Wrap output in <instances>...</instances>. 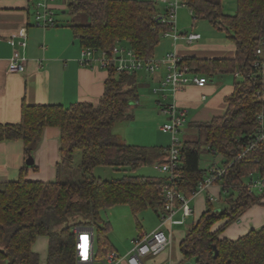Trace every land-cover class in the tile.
<instances>
[{"label":"trees","instance_id":"1","mask_svg":"<svg viewBox=\"0 0 264 264\" xmlns=\"http://www.w3.org/2000/svg\"><path fill=\"white\" fill-rule=\"evenodd\" d=\"M156 1L160 0H69L76 16L70 20L71 28L82 47L111 52L120 44L141 57H153L162 35L172 30V23L164 20L166 3L161 10ZM183 2L195 21L207 19L225 31L235 53L223 58L185 55L182 63L208 80L215 73L239 72L241 78H235L225 113L195 123L197 138L181 139L177 191L191 197L208 175L209 168L200 166L203 149L221 154L227 170L216 182L225 205L216 207L214 199L207 197L204 211L180 241V262L194 258L196 264H264V225L234 239L221 237L226 226L264 195V188L256 191L244 181L255 173L264 178V140L239 157L260 126L258 115L264 113V98L257 93H263L264 73L255 64L264 60V0H236L234 14L223 11L221 0ZM260 46L262 55L257 53ZM107 70L104 92L96 101L80 100L69 106L23 101L17 122L0 123V141L23 140L27 158L46 126L60 129L57 178L32 180L23 171L16 179L0 181V259L7 264H41L40 253L33 248L41 235L48 237L45 264H78L75 225L94 227L95 257L102 260L116 248L108 237L110 221L101 216V209L124 203L135 216L147 207L158 216L164 212L162 188L170 179L167 172L113 178L92 174L98 165L129 171L164 162L170 144H134L115 131L117 122L133 118L131 109L139 102L140 84L136 70L117 71L113 65ZM76 149L81 150L78 166L73 164ZM221 219L225 221L213 228ZM137 222L142 235L143 227Z\"/></svg>","mask_w":264,"mask_h":264},{"label":"crops","instance_id":"2","mask_svg":"<svg viewBox=\"0 0 264 264\" xmlns=\"http://www.w3.org/2000/svg\"><path fill=\"white\" fill-rule=\"evenodd\" d=\"M32 1L0 0V123L17 122L20 119V109L23 101L30 104L60 103L64 106H69L80 100L96 101L103 94L105 81L109 76L107 68L101 67L98 63L92 65L81 63L82 45L75 36L71 24H69L70 22L59 19L56 26H36ZM184 31L187 32V30ZM23 35H27L25 46L19 43V40L24 37ZM171 38L173 47L167 53L175 50L181 56L197 55L209 58L232 57L235 53V45L232 41L211 43L198 41L202 38L199 37L196 42L189 43L184 38H179L176 41L173 37ZM16 48L26 57V60L22 70L13 72L9 70V58ZM162 56L155 53L153 57L160 58ZM146 72H138L139 84L158 86L160 85V79L166 75L167 69L163 67L156 73ZM236 76H238L236 73L235 75L215 73L209 76L207 84L203 87L188 84L176 92L175 97L179 105L187 109L186 128L183 132L187 130L195 135L197 133L196 128L193 126L195 123L206 122L214 116L225 113L227 109L226 98L234 91ZM167 93L168 98L166 101L173 98L171 91H167ZM203 95L206 97L203 98ZM151 97H153L152 100L162 101L159 110L165 115V119L168 118V121L160 126L164 131L166 129L163 128V125L170 120V116L162 110V103L165 100L163 101L160 93H154ZM120 134L122 135V133ZM122 136L124 137V135ZM169 143L170 140L165 144H160V146L166 147ZM32 154L34 158L33 165L35 166L26 163L27 156L23 140L0 141V181L16 179L23 171L26 177L32 180H53L57 178V163L61 158L60 129L56 126H46ZM222 162L223 157L220 162H217L214 158L212 162L203 168H209L213 163L222 165ZM209 195L214 197V201L221 200L220 184L214 183L209 188L199 191L191 197L192 212L189 217H194V223L204 211L206 199ZM180 213L182 215L181 210L177 212L176 216ZM224 221L225 219L217 221L213 228H218ZM262 225H264V195L261 202L250 206L239 220L226 226L221 232V237L234 239L250 229ZM180 232L177 238L179 249L180 241L185 235L183 231ZM43 236L45 235L37 237L33 248L40 253L43 262H45L48 237L46 236L45 240L41 238ZM133 239L134 237L132 241ZM174 241L175 231H173L171 246L167 252L161 254V258L156 259L155 264L168 261L171 264L179 263L174 261L171 252ZM131 247L132 245L125 254L129 252ZM116 251L118 252L117 249ZM152 258L148 257L146 264ZM119 264L127 263L122 261Z\"/></svg>","mask_w":264,"mask_h":264},{"label":"built area","instance_id":"3","mask_svg":"<svg viewBox=\"0 0 264 264\" xmlns=\"http://www.w3.org/2000/svg\"><path fill=\"white\" fill-rule=\"evenodd\" d=\"M166 3L167 15L164 20L172 23V30L164 35L171 36L176 41L179 38H184L191 43L201 37L197 32H178L175 27L177 9L181 5H186L183 0H160ZM34 23L39 27H52L58 24V12L56 9L64 8L56 0H34ZM19 40L23 46L27 44V35ZM257 53L263 54V47L257 49ZM26 57L20 50L16 48L9 58V70L17 72L23 69ZM80 61L84 65H92L98 63L101 67L108 68L113 65L117 71H147L156 73L161 68L167 69L166 75L160 79V85L154 86L153 91L160 93L163 101L168 98L167 91H171L173 98L162 103V110L170 116L168 123L163 125V128L171 132L170 144L167 147V156L164 162H155L154 165L161 171L167 172L170 179L163 185L162 194L164 196L165 205L164 212L161 213V221L159 225L149 232H144L142 235L134 237L132 247L125 255H120L117 251H109L105 258L101 261L103 264H119L126 261L127 264H146L148 257H153L169 248L173 242L172 225L183 223L187 217L191 215L192 207L190 199L193 195L209 188L216 183L227 170V166L218 163H213L209 166L208 175L199 184V187L194 191L191 197H187L176 189L177 176L180 173L179 169V147L181 146V137L179 132L185 125L187 120V109L179 105L175 94L188 84H195L203 87L208 82V77L192 71L191 67L182 63V56L174 51H169L163 58L156 57H141L131 48L117 44L111 52L103 49L96 50L90 47H82ZM256 66L264 73V60H257ZM236 72V75H239ZM264 98L263 93L257 92ZM206 96L203 95V98ZM160 104L162 101H159ZM260 126L251 140L242 150L239 157L245 155L253 149L258 143L264 140V113L258 115ZM248 185L251 189L262 190L264 188V178L251 174ZM211 199L214 197L209 195ZM179 201V202H178ZM182 211V217L176 218L177 212ZM73 231L76 236V259L78 264H95V232L91 225H75ZM160 264H171L163 262Z\"/></svg>","mask_w":264,"mask_h":264},{"label":"rangeland","instance_id":"4","mask_svg":"<svg viewBox=\"0 0 264 264\" xmlns=\"http://www.w3.org/2000/svg\"><path fill=\"white\" fill-rule=\"evenodd\" d=\"M69 0H56L57 3L61 4L64 8L56 9L58 12V19L64 20V22H70L71 19L76 17L67 2ZM34 2V0H33ZM223 11L227 14H234L237 9L236 0H221ZM33 6V5H32ZM156 7L158 9H164L163 1H156ZM63 9L65 10L63 12ZM33 11L34 6H33ZM34 16V13H33ZM83 17V16H82ZM80 18V16H79ZM175 27L178 32H187L195 31L201 33V39L198 41H208L211 43H219L223 42H231L228 38L225 31L216 28L209 20L207 19H199L197 21L194 20L193 14L190 8L186 5H181L177 9V15L175 20ZM197 40H195L196 42ZM173 47V40L170 36L162 35L159 45L156 48V54L163 55L160 58H163L168 50H171ZM143 71L139 70L138 72ZM150 73V72H146ZM233 76V75H232ZM231 77V76H229ZM232 78V77H231ZM237 79L241 78V75L236 76ZM154 86L149 85H139V93L140 98L138 104L134 105L131 111L133 112V118L131 120L120 121L115 125V130L119 133H122L128 142L134 144H143L148 146H155L160 144H165L170 140L171 132H167L166 130H162L160 126L168 121V118L165 119V115L160 112V103L154 99L152 100L151 95H154L153 91ZM144 94V95H143ZM143 95V96H142ZM186 124L181 128L179 132L181 139L186 138H197L198 135L191 134L187 130L185 132ZM121 132H120V131ZM33 155V154H32ZM31 155V156H32ZM215 155V157H214ZM216 158L217 162H220L222 159V155L218 153H212L209 150L203 149L201 151L200 157V165L201 167L207 166L213 159ZM81 162V150L76 149L73 154V164L74 166L80 165ZM220 164V163H219ZM144 174V175H162L165 172L159 170L155 167L154 164L149 163L138 167L135 170H123V169H115L111 166L107 165H98L95 166L92 170V174L96 176H101L103 178H113L120 177L124 174ZM256 176V173H255ZM249 177H244V181L247 182ZM256 189V188H255ZM257 191V189H256ZM236 193V192H235ZM216 207H223L225 202L222 200H217L214 202ZM101 216L105 220L110 221V231L108 233V237L110 242L115 246L120 255H124L130 246L132 245V238L139 235V227L137 219L140 221L143 231L149 232L153 230L156 226L159 225L161 221V217L155 212V210L151 207H147L140 211L137 216L134 215L131 207L128 204H116L100 211ZM181 213L176 216V218H181ZM194 223V217H188L185 219L182 224H174L173 231H175V241L172 247V256L174 261L178 264H196L195 259H187L180 262L183 258L182 253L178 246V236L183 231L187 232L188 228ZM46 240V236L41 237ZM40 238V239H41ZM36 245V244H35ZM96 250H99L98 242H96ZM168 248L163 251L167 252ZM160 254L153 256L150 259L148 264H155L156 259L161 258ZM169 262V261H168ZM41 264H45L41 258ZM95 264H103L101 260H96Z\"/></svg>","mask_w":264,"mask_h":264},{"label":"water","instance_id":"5","mask_svg":"<svg viewBox=\"0 0 264 264\" xmlns=\"http://www.w3.org/2000/svg\"><path fill=\"white\" fill-rule=\"evenodd\" d=\"M69 24H71V23H69ZM26 163L27 164H33L34 163V158H33V156H29L27 159H26ZM215 246V245H214ZM215 248H216V246H215ZM217 254V249H216V251H215V255ZM0 264H7V262L5 261V260H1L0 259Z\"/></svg>","mask_w":264,"mask_h":264}]
</instances>
